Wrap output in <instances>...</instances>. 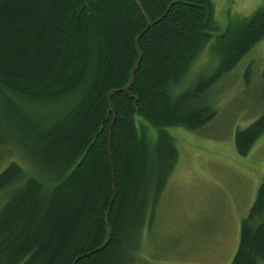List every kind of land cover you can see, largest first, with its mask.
I'll return each mask as SVG.
<instances>
[{"label":"trees","instance_id":"trees-1","mask_svg":"<svg viewBox=\"0 0 264 264\" xmlns=\"http://www.w3.org/2000/svg\"><path fill=\"white\" fill-rule=\"evenodd\" d=\"M214 11L212 0H0V94L45 170L39 179L13 162L0 173V264L127 260L178 160L167 129L211 121L201 100L264 38L263 7L229 33L218 69L175 92L213 36ZM7 93L77 101L41 127ZM263 134L264 114L236 133L238 152ZM262 260L264 179L231 264Z\"/></svg>","mask_w":264,"mask_h":264},{"label":"rangeland","instance_id":"rangeland-1","mask_svg":"<svg viewBox=\"0 0 264 264\" xmlns=\"http://www.w3.org/2000/svg\"><path fill=\"white\" fill-rule=\"evenodd\" d=\"M212 1L213 36L177 93L218 69L229 33L264 7V0ZM7 97L41 127L54 123L77 101L31 104L8 93ZM201 102L216 114L197 130L167 129L175 140L178 160L152 213L149 210L142 227L133 233V248L122 264H231L234 259L241 221L249 214L264 179V134L247 155L238 152L235 142L238 131L264 114V38ZM12 108L0 94V173L15 162L40 179L45 175L43 160L32 135L19 127L22 121L8 116ZM3 198L1 195L0 209Z\"/></svg>","mask_w":264,"mask_h":264},{"label":"water","instance_id":"water-1","mask_svg":"<svg viewBox=\"0 0 264 264\" xmlns=\"http://www.w3.org/2000/svg\"><path fill=\"white\" fill-rule=\"evenodd\" d=\"M129 88H130V85H129L128 87L124 88L123 91L127 92V91L129 90ZM113 124H114V122H113L112 125H111V130H112V128H113ZM111 134H112V133H111ZM112 204H113V201L111 202V205H112ZM111 236H112V231H110V233H109V239L105 242V244L102 246V248H104V247H106V246L108 245V243H109V241H110V239H111Z\"/></svg>","mask_w":264,"mask_h":264}]
</instances>
